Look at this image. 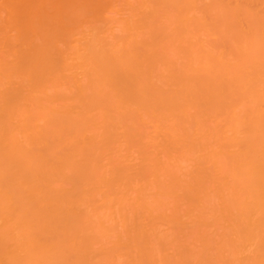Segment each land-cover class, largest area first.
I'll list each match as a JSON object with an SVG mask.
<instances>
[{
    "label": "bare ground",
    "instance_id": "bare-ground-1",
    "mask_svg": "<svg viewBox=\"0 0 264 264\" xmlns=\"http://www.w3.org/2000/svg\"><path fill=\"white\" fill-rule=\"evenodd\" d=\"M0 264H264V0H0Z\"/></svg>",
    "mask_w": 264,
    "mask_h": 264
}]
</instances>
